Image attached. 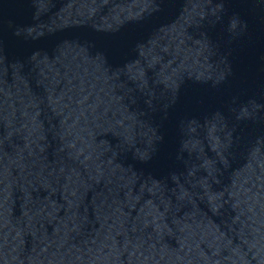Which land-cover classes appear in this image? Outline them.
I'll return each mask as SVG.
<instances>
[{"label": "water", "instance_id": "obj_1", "mask_svg": "<svg viewBox=\"0 0 264 264\" xmlns=\"http://www.w3.org/2000/svg\"><path fill=\"white\" fill-rule=\"evenodd\" d=\"M0 264H264V0H0Z\"/></svg>", "mask_w": 264, "mask_h": 264}]
</instances>
